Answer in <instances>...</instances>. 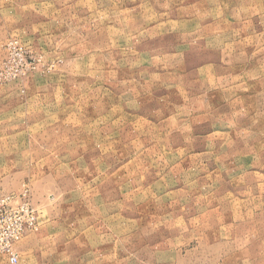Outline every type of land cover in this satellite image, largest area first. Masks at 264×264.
I'll use <instances>...</instances> for the list:
<instances>
[{
  "label": "rangeland",
  "instance_id": "obj_1",
  "mask_svg": "<svg viewBox=\"0 0 264 264\" xmlns=\"http://www.w3.org/2000/svg\"><path fill=\"white\" fill-rule=\"evenodd\" d=\"M3 195L19 264H264V0H0Z\"/></svg>",
  "mask_w": 264,
  "mask_h": 264
},
{
  "label": "built area",
  "instance_id": "obj_2",
  "mask_svg": "<svg viewBox=\"0 0 264 264\" xmlns=\"http://www.w3.org/2000/svg\"><path fill=\"white\" fill-rule=\"evenodd\" d=\"M36 229L34 209L14 195L0 196V254L8 264H19L16 245Z\"/></svg>",
  "mask_w": 264,
  "mask_h": 264
},
{
  "label": "crops",
  "instance_id": "obj_3",
  "mask_svg": "<svg viewBox=\"0 0 264 264\" xmlns=\"http://www.w3.org/2000/svg\"><path fill=\"white\" fill-rule=\"evenodd\" d=\"M29 237V236H28ZM27 238V237H26ZM8 263V262H7Z\"/></svg>",
  "mask_w": 264,
  "mask_h": 264
}]
</instances>
